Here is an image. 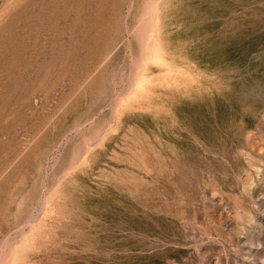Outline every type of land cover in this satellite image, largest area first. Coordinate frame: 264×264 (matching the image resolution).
<instances>
[{"label":"rangeland","instance_id":"1","mask_svg":"<svg viewBox=\"0 0 264 264\" xmlns=\"http://www.w3.org/2000/svg\"><path fill=\"white\" fill-rule=\"evenodd\" d=\"M0 264H264V0H0Z\"/></svg>","mask_w":264,"mask_h":264}]
</instances>
